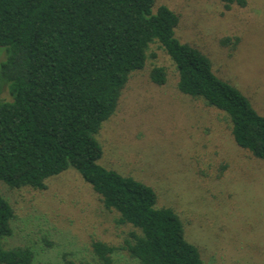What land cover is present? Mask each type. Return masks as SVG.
Listing matches in <instances>:
<instances>
[{
	"label": "trees",
	"instance_id": "obj_1",
	"mask_svg": "<svg viewBox=\"0 0 264 264\" xmlns=\"http://www.w3.org/2000/svg\"><path fill=\"white\" fill-rule=\"evenodd\" d=\"M218 1L227 9L246 5ZM153 6L154 0H0V47L6 54L0 64V180L14 189L44 190L48 178L72 168L105 209L118 213L119 225L138 231L123 246L137 264H204L178 215L156 208L150 187L98 163L96 135L154 43L173 62L178 90L223 112L236 145L262 161L264 116L214 74L206 55L174 37L179 18L173 11L159 6L154 12ZM150 80L163 85L164 68H152ZM13 218L0 195V242L11 235ZM115 250L91 242L96 264H112ZM35 257L30 247L5 250L0 244V264H34Z\"/></svg>",
	"mask_w": 264,
	"mask_h": 264
},
{
	"label": "rangeland",
	"instance_id": "obj_2",
	"mask_svg": "<svg viewBox=\"0 0 264 264\" xmlns=\"http://www.w3.org/2000/svg\"><path fill=\"white\" fill-rule=\"evenodd\" d=\"M159 6L179 18L174 37L206 55L214 74L264 116V0L228 9L218 0H154L153 11ZM5 58L0 47V64ZM154 67L164 68L163 85L151 82ZM177 82L171 59L150 45L96 135L98 163L150 187L156 208L178 215L204 264H264V161L236 145L223 112L181 93ZM0 195L14 210L3 249L30 247L34 264H96L95 240L115 247L112 264H137L123 249L137 230L119 225L76 170L48 178L44 190L0 180Z\"/></svg>",
	"mask_w": 264,
	"mask_h": 264
}]
</instances>
